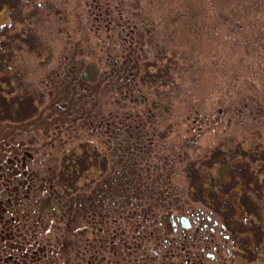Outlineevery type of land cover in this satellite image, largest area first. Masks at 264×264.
I'll return each instance as SVG.
<instances>
[{"label": "rangeland", "instance_id": "obj_1", "mask_svg": "<svg viewBox=\"0 0 264 264\" xmlns=\"http://www.w3.org/2000/svg\"><path fill=\"white\" fill-rule=\"evenodd\" d=\"M53 3L39 17L24 9L13 27L0 12V97L9 104L0 101V262L264 264V215L249 223L253 209L231 183L217 187L219 201H196L184 171L226 142L264 148V134L250 132L264 121L263 95L250 88L264 83V0H199L196 70L178 75L187 88L168 122L153 109L166 107L156 92L167 88L149 80L165 74L166 58L156 60L147 45L153 27L166 41V3L142 11L123 0ZM27 31L40 55L26 45ZM179 42L169 47L182 63ZM26 93L33 104L19 100ZM79 145L99 155L79 183L80 206L57 181L62 158ZM201 171L208 186L218 177L215 168ZM125 173L136 182L128 201L118 193ZM256 199L264 214V188ZM169 217L174 236L163 225Z\"/></svg>", "mask_w": 264, "mask_h": 264}, {"label": "trees", "instance_id": "obj_2", "mask_svg": "<svg viewBox=\"0 0 264 264\" xmlns=\"http://www.w3.org/2000/svg\"><path fill=\"white\" fill-rule=\"evenodd\" d=\"M128 9L132 11H142L146 7L160 10L162 6L166 3V12L168 13L169 20L166 22V41L162 39L158 34L154 33V27L149 28L147 36V45L149 49L153 52V55L156 60H163L166 58V70L164 75L158 76V74H152L149 76V80L153 83L161 84L160 86H166V92H156L158 98L166 99V109L162 107L161 103L153 104V109L157 116L161 112H166V122H168L169 117L172 115V108L174 102L179 99L185 89V80L181 84L178 82L180 79L178 75L183 74H193L196 70L194 63L195 53L197 45V38L200 35L201 25L200 17L202 14L201 8L199 6V0H123ZM49 8H55L53 0H45V4L38 2V0H0V12L4 9L7 10L8 18L10 21V27L15 24L23 23L25 19L23 18V10L30 9L32 17L40 15V11ZM26 19H29L28 17ZM7 27L1 29L0 34L3 36ZM24 36H27L26 45L30 48H33L34 52L37 50V40L35 35L32 32L27 31L24 33ZM176 36L182 42H179V46L182 47L181 55L182 63H179L177 60L178 51L171 49L169 47L176 40ZM19 38H23V34L19 35ZM165 38V37H164ZM166 44V46H165ZM188 46L187 49H184L185 46ZM40 48V46H39ZM254 52L259 51L258 48L251 47ZM191 49V50H190ZM264 49V48H263ZM33 52V51H32ZM41 53H39L40 55ZM133 54H128L127 59L131 60ZM4 57H0V64H4ZM4 68V67H2ZM4 70V69H3ZM90 69L85 72L84 78L90 80L91 75H93ZM261 75H264V67H262ZM150 81H146L147 83ZM157 88V87H156ZM250 88L253 91H257V94L263 95L262 100L264 99V83L261 85V89L257 84L251 82ZM31 94L26 93L23 97H19V100L24 98L26 102L33 104L34 99L31 98ZM0 101L3 102L2 108L9 109V104L5 102L4 97H0ZM161 102V101H160ZM13 104V103H12ZM10 104V107L11 105ZM159 114V115H158ZM171 118V117H170ZM254 135H263L264 134V121L262 124L255 125L250 130ZM131 134V133H130ZM120 136L126 135V133L119 134ZM264 136V135H263ZM93 152V153H92ZM99 155H97L94 150L87 145H79L72 148L61 160L59 164V171L57 175L58 187L62 195L67 200H73L77 195V204L80 206V194L81 190L79 189V183L86 177L93 169L96 168L98 163ZM197 163L195 161L189 162L185 166V174L189 181V192L190 195H193L195 200H209L213 196L219 201V195L217 196L216 189L221 188L222 185L235 184V189H240L241 194L243 195L242 205L249 206L253 210V219L249 220V223L255 224L254 219H259L262 221L263 211L260 206H258L256 197H260L262 189L264 186L261 185L260 177L258 176L257 170H260V173L264 172V148L255 147L254 145L250 148H245L244 146L229 145L227 142L218 145L210 152L209 158L204 162L199 168H196ZM202 166H207L208 168H215L218 170V177L212 179L211 185L208 186L205 177L202 175L201 168ZM121 174V173H120ZM119 174V175H120ZM127 175H121V182H123L124 187L122 190H119V194L123 197H126V200L132 197V190L129 186H135L136 182ZM116 179V178H115ZM128 185L127 190H125V185ZM112 185V184H110ZM127 192L128 193L127 198ZM126 194V195H125ZM262 197V196H261ZM75 202V203H76ZM211 205V204H210ZM209 205V206H210ZM210 207H214L211 205ZM80 207H78L79 209ZM217 214L220 216L225 212L222 206H215ZM164 228L169 232L170 236L175 234V221L172 220V217L166 218V221L163 222ZM264 225H261L263 230ZM203 230V228H202ZM261 231V230H260ZM228 254L230 249L226 248ZM10 257V255L8 256ZM10 258H8V261ZM0 264H4L1 263Z\"/></svg>", "mask_w": 264, "mask_h": 264}, {"label": "flooded vegetation", "instance_id": "obj_3", "mask_svg": "<svg viewBox=\"0 0 264 264\" xmlns=\"http://www.w3.org/2000/svg\"><path fill=\"white\" fill-rule=\"evenodd\" d=\"M197 220H198V219H196V220L192 221V222H193V224H196V223H197ZM183 223L186 225V227H187V228H188V227H190V228H191V226H189V224H188V223H186L185 221H184Z\"/></svg>", "mask_w": 264, "mask_h": 264}, {"label": "water", "instance_id": "obj_4", "mask_svg": "<svg viewBox=\"0 0 264 264\" xmlns=\"http://www.w3.org/2000/svg\"><path fill=\"white\" fill-rule=\"evenodd\" d=\"M185 220V219H184Z\"/></svg>", "mask_w": 264, "mask_h": 264}]
</instances>
